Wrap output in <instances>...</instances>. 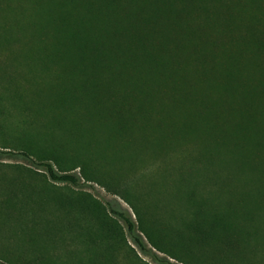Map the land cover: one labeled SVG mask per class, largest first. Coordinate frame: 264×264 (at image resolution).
I'll return each mask as SVG.
<instances>
[{"label": "rangeland", "instance_id": "obj_1", "mask_svg": "<svg viewBox=\"0 0 264 264\" xmlns=\"http://www.w3.org/2000/svg\"><path fill=\"white\" fill-rule=\"evenodd\" d=\"M56 44L0 36V264H264V149L223 142L217 104H172L171 88ZM185 109L202 130L173 142ZM107 209L137 225L144 252Z\"/></svg>", "mask_w": 264, "mask_h": 264}, {"label": "trees", "instance_id": "obj_2", "mask_svg": "<svg viewBox=\"0 0 264 264\" xmlns=\"http://www.w3.org/2000/svg\"><path fill=\"white\" fill-rule=\"evenodd\" d=\"M0 36L52 38L59 51L103 53L108 67L124 71L125 81L171 88L166 98L172 104H217L220 114L212 123L231 121L223 142L264 149V0H0ZM143 96L165 98L152 91ZM183 111L167 129L173 142L180 134L192 140L191 133L202 130L192 129L190 112ZM17 155L44 169L43 179L78 185L74 176L57 175L46 161ZM106 212L123 221L144 252L134 235L137 225L124 214Z\"/></svg>", "mask_w": 264, "mask_h": 264}]
</instances>
